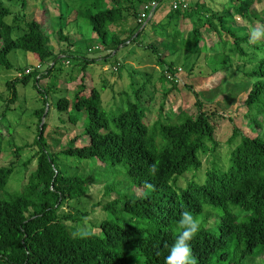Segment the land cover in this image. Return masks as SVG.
Returning <instances> with one entry per match:
<instances>
[{
  "label": "trees",
  "instance_id": "obj_1",
  "mask_svg": "<svg viewBox=\"0 0 264 264\" xmlns=\"http://www.w3.org/2000/svg\"><path fill=\"white\" fill-rule=\"evenodd\" d=\"M162 1L79 0L77 21L91 28L106 50L112 49L105 61L114 58L119 49L132 46H141L152 54L167 68L166 75L162 74L158 81L160 86L168 84V76L176 71L173 63H166L168 57L183 60L186 68L196 57L188 70L189 76L195 77H210L241 64L239 69L245 71L246 77L256 81L245 105L248 126L257 136H245L234 128L228 141L233 150L225 165L215 161L204 169V159L215 158L220 149V124L232 122L231 118L207 107L191 88L196 98V115L181 111L174 116L162 105L158 120L151 123L148 106L153 98L142 101L141 93L151 80L133 90L135 102L126 111L109 117L101 93L88 83L92 76L86 69L95 61L65 56L63 59L80 60L78 72H72L70 82L76 83L78 77H82V82L73 101L62 99L57 108L62 113L70 109L84 112L89 125L81 136H74L64 145L58 158L77 165L71 163L64 170L56 166L46 151L47 123L34 145L13 149L12 154L17 155L28 148L38 147L39 151L36 170L18 192L9 190L16 172L14 161L0 168V193L9 197L0 199V264H131L134 259L137 264H165L171 246L181 234L178 222L186 211L201 222L190 242L197 264H245L255 258L259 246L264 248V41L255 40L252 35L257 26L264 25V12L254 10L263 0H227L220 11L201 5L199 0L191 6L187 0H174L164 20H154ZM181 1L187 3L186 9ZM14 2L0 0V67L11 71L10 54L23 51L33 56L41 71L42 65L49 68L44 76L37 68H26L20 78L8 82L6 90L13 94L11 104L17 99L18 85L27 86L33 78L39 83L50 77L60 57L49 48L46 25L51 19L47 23L33 17L26 25V33L13 37L14 29L26 21L23 14L22 19L8 24ZM152 4L158 7L143 29L149 19L140 23L141 16L144 8ZM174 4H179L177 10ZM26 5L23 1L24 8ZM235 16L252 30L235 26ZM187 22L192 30L186 29ZM147 26H152L151 30ZM148 33L161 43L144 46L143 38ZM205 33L219 38L220 54L203 55L200 45ZM57 35L60 42L68 40L62 28ZM161 47L163 52H159ZM173 82L172 89H177L176 81ZM168 96L166 93L164 98ZM42 99L45 107L36 112L40 125L49 115L47 95H42ZM77 122L78 117L71 113L69 123ZM32 162L24 167H30ZM82 162L95 165L92 169L97 173L104 168L125 173L131 184L126 194H121L123 187L117 190L107 185V195L114 196L103 211L111 210V215L102 221L97 234H80L76 227H69L84 223L87 213L67 216L60 212L66 203L88 196L91 185L104 181L94 171L89 178L72 174ZM153 166L155 171L151 172Z\"/></svg>",
  "mask_w": 264,
  "mask_h": 264
},
{
  "label": "rangeland",
  "instance_id": "obj_2",
  "mask_svg": "<svg viewBox=\"0 0 264 264\" xmlns=\"http://www.w3.org/2000/svg\"><path fill=\"white\" fill-rule=\"evenodd\" d=\"M23 1L27 3L25 8L23 7ZM187 1L191 6L196 0ZM199 2L205 7L220 11L227 0H199ZM173 3L174 0H163L154 16V20H164ZM78 4L79 0H15L11 6L13 16L8 20V24H11L16 18L22 19L23 14L26 15V21H23L19 28L14 29L13 37L24 35L26 25L33 17L47 21V23L51 19L50 25H46L48 26L46 30L50 34L49 48L60 57L58 66L53 70L50 77L44 78L39 83L36 82V78H33L27 86L18 85L16 87L17 99L13 104L10 103L13 94L11 91L6 90L7 83L16 80L18 77L20 78V74L26 68H37L38 64L32 55L23 51H14L9 56L13 69L7 71L0 67V147L3 149L2 154H0V168L14 161L16 172L9 184L10 192L15 193L25 187L24 185L28 182L31 174L36 170L39 151L38 147L28 148L17 155L12 154L13 149L34 145L44 123H47L48 126L44 135L46 151L52 155L56 166L60 170H64L71 163L77 165L74 161L64 162L58 156L70 139L74 136H81L85 132L89 121L84 112H76L70 109L68 113H62L58 110L57 105L62 99L73 101L74 92L82 82V77H78L76 83L70 82L72 72L75 69V73L78 72L79 59L82 61L85 59L95 61L86 69L87 74L92 76V78L89 77L92 81L88 80V83L91 82V85L101 93L103 107L109 117L118 116L126 111L130 103L135 102L133 90L142 87L144 82L151 80V85L146 88V91L141 92L142 101H146L149 96L153 98L148 106L151 123L158 120L162 105H165V111L168 114L174 116L181 111L192 116L196 115L194 92L207 104V107L216 108L219 113L231 118L232 122L226 121L220 124L217 137L221 145L220 149L215 158L211 156L204 159V169L215 161L225 165L228 155L233 150V146H230L228 141L233 136L234 128L240 130L245 136L252 138L257 136L254 129L248 126L246 120L247 107L245 105L251 87L256 81L246 77L245 71L239 69L241 64L234 69L225 70L210 77H195L189 76L188 70L196 61V57L190 61L191 64L188 68L184 65L183 60L179 61L176 58L168 57L166 63H173L176 68L175 74L169 76L178 79L176 81L178 87L172 89L174 82L169 78L168 84L160 86L158 81L162 74L166 75L167 68L161 66L158 59L145 52L141 46H132L124 50L119 49L114 58L105 61L104 58L112 52V49L106 50L92 29L77 21L76 6ZM5 5L9 8L8 4ZM108 5L110 8L113 7L112 2ZM254 10L260 13L264 12V0L262 4L256 5ZM235 21V26L238 28L248 27V30H252V27L249 28V25L241 20L239 16H235ZM186 24V29L192 30V25H189L188 22ZM151 27L147 26V30H151ZM257 27L264 29V25ZM61 28L68 39L65 42H60L57 35ZM143 39H145L144 46L149 44L159 45L161 43V40L151 33H148ZM255 40L264 41V37ZM200 46L203 55L206 57L221 53L219 38L214 34L205 33ZM160 51H162V47L159 48ZM65 56L79 59H63ZM42 68L40 76H44L49 67L42 65ZM191 88L194 89V92L191 91ZM166 93L169 94L167 99L164 98ZM42 95H47L49 106L46 113L49 115L48 118H43V123L40 125L36 112L45 107ZM71 113L78 117L76 125L69 123ZM31 160H33L31 166L25 168L24 164ZM82 163L84 164L80 165L78 169L74 168L71 173L89 178L92 171H94L93 174L104 181L91 185L88 196L75 203H66L60 212L62 215L67 216H75L78 212L87 213L84 223L74 226L71 224L69 227H76L77 232L80 234L87 235L89 232L97 234V228H99L102 221L111 215V210L103 211V208L114 196L107 195V185L117 190L123 187L121 194H126L131 190V184L128 183L125 173L109 170L108 168L100 169L97 173L92 169L95 165ZM96 168H98V165ZM127 183L129 186H127ZM4 198L8 199L9 197L0 193V199ZM220 220L221 218H219L218 223H220ZM137 262L134 259L131 264H137ZM245 264H264V248L259 246L256 249L255 258L246 261Z\"/></svg>",
  "mask_w": 264,
  "mask_h": 264
},
{
  "label": "clouds",
  "instance_id": "obj_3",
  "mask_svg": "<svg viewBox=\"0 0 264 264\" xmlns=\"http://www.w3.org/2000/svg\"><path fill=\"white\" fill-rule=\"evenodd\" d=\"M252 35L255 39L264 37V29L257 28L253 31ZM150 171H155L154 166ZM178 223L182 231L176 238L175 243L171 246L170 252L165 259V264H197L190 242L199 232L201 222L198 218L194 217L193 214L186 211L182 214Z\"/></svg>",
  "mask_w": 264,
  "mask_h": 264
},
{
  "label": "built area",
  "instance_id": "obj_4",
  "mask_svg": "<svg viewBox=\"0 0 264 264\" xmlns=\"http://www.w3.org/2000/svg\"><path fill=\"white\" fill-rule=\"evenodd\" d=\"M181 3H182V5L184 6L183 8L184 9H186L188 6H187V3L185 2V1H181ZM180 3V4H181ZM158 7V5L157 4H152V5H149V6H146L145 8H144V12H143V14H142V16H141V20H140V23H142L143 21H145V20H147V19H149L151 16H152V14H153V12L155 11V9ZM179 8V4H174V9L175 10H177ZM151 9H152V11H151ZM151 11V12H150ZM149 13V14H148ZM90 52H92L91 50H90ZM37 69H41L40 67H38ZM29 73V72H28ZM171 81H178V79L177 78H173L172 76H169L168 77Z\"/></svg>",
  "mask_w": 264,
  "mask_h": 264
},
{
  "label": "water",
  "instance_id": "obj_5",
  "mask_svg": "<svg viewBox=\"0 0 264 264\" xmlns=\"http://www.w3.org/2000/svg\"><path fill=\"white\" fill-rule=\"evenodd\" d=\"M149 22H150V19L147 21V23L145 24V26H144V27H146V25H147Z\"/></svg>",
  "mask_w": 264,
  "mask_h": 264
}]
</instances>
